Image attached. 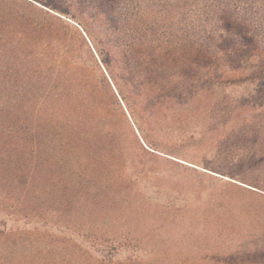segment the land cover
<instances>
[{
  "label": "trees",
  "instance_id": "obj_1",
  "mask_svg": "<svg viewBox=\"0 0 264 264\" xmlns=\"http://www.w3.org/2000/svg\"><path fill=\"white\" fill-rule=\"evenodd\" d=\"M208 96L240 103L234 121L264 106V0H0V264L67 230L36 207L49 180L150 184L168 159L147 144L168 147ZM81 239L87 264H166L119 229Z\"/></svg>",
  "mask_w": 264,
  "mask_h": 264
},
{
  "label": "rangeland",
  "instance_id": "obj_2",
  "mask_svg": "<svg viewBox=\"0 0 264 264\" xmlns=\"http://www.w3.org/2000/svg\"><path fill=\"white\" fill-rule=\"evenodd\" d=\"M200 69L197 84L206 86L208 78L201 77ZM262 99L253 105H261ZM239 107L208 96L195 118L172 122L168 147L147 144L168 159L157 165L150 184L79 172L49 180L36 207L55 210L58 224L67 230L51 239L42 233L7 260L87 264L78 250L85 247L82 235L95 227L104 234L119 229L148 241L163 253L166 264H264V106L250 118L234 121ZM212 191L216 203L205 205ZM45 200L50 203L43 204Z\"/></svg>",
  "mask_w": 264,
  "mask_h": 264
}]
</instances>
